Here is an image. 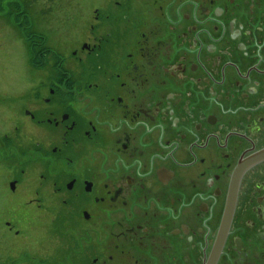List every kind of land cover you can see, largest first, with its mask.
I'll use <instances>...</instances> for the list:
<instances>
[{
	"label": "flooded vegetation",
	"instance_id": "af4514ba",
	"mask_svg": "<svg viewBox=\"0 0 264 264\" xmlns=\"http://www.w3.org/2000/svg\"><path fill=\"white\" fill-rule=\"evenodd\" d=\"M1 14L28 74L0 127L12 245H40L71 193L99 211L36 263L209 264L233 194L215 264H264V159L233 184L264 150V0H0Z\"/></svg>",
	"mask_w": 264,
	"mask_h": 264
},
{
	"label": "rangeland",
	"instance_id": "374dc122",
	"mask_svg": "<svg viewBox=\"0 0 264 264\" xmlns=\"http://www.w3.org/2000/svg\"><path fill=\"white\" fill-rule=\"evenodd\" d=\"M1 15L0 38L3 42H7L5 47V49L7 50H4L5 53L3 54L0 53V127H2L1 134L3 135L9 129V125H7L6 119L4 117L5 107L9 104H12L19 110L22 109V107H24L25 105L24 98L15 96L17 94H20L22 92L21 90L25 89V86H27L28 74L26 70L27 58H25L24 55L20 53L19 49L16 48L13 44L10 28L11 26L9 25V18H12V16H8L7 14L8 17L4 15H2L1 17ZM4 18H7L9 20V23H7V20H5L7 21L5 24L3 20ZM1 44L3 46L5 43L1 42ZM68 150L69 152L67 154L69 156L73 157V153L76 155L74 147H70ZM5 153L8 154L7 152ZM15 157L16 159L14 160V162L17 164L24 165L28 160V156L22 152L21 155L16 153ZM29 157H32V159L35 158V156H31V154H29ZM4 158H6L5 154L1 153L0 160H3ZM74 158L75 161L76 157ZM51 166L52 168L55 167L54 164ZM66 166L68 167L69 165L67 164ZM36 173L37 175L50 174V171L43 169L42 171L37 170ZM3 181L4 178L2 179V181H0V188L2 187ZM22 193L26 195L25 191H23ZM70 196L72 197V194L68 193L66 194V197H64L68 199V203L62 208L64 210L63 213L59 211L58 213H61L60 215L57 214L47 217V220L49 219V221L45 223V229L43 230V234L40 239V245L33 246L31 244H27L24 246L11 244V242L14 241H12L13 238H10L7 228H5L6 226L4 222L5 220L10 218V212L12 211H10V208L11 206L13 207L15 205H8V209H6L2 207L3 203L0 202V264H39L36 263L37 260H52L54 258H58L57 254L62 248L61 243H64L65 240H67L66 237L73 232L74 226L78 225L77 222L81 220V210L86 207L87 210L89 212L91 211L92 214L95 213L96 210L99 211V209L94 208V205L90 202L83 203L81 204V206L77 203H74L75 199L71 198ZM31 258L34 259V262Z\"/></svg>",
	"mask_w": 264,
	"mask_h": 264
},
{
	"label": "water",
	"instance_id": "95a60500",
	"mask_svg": "<svg viewBox=\"0 0 264 264\" xmlns=\"http://www.w3.org/2000/svg\"><path fill=\"white\" fill-rule=\"evenodd\" d=\"M263 159H264V150L256 153L255 155H253L250 158H248L247 160H245L242 163V165L237 169L236 175L234 176L233 184H237V182L239 181L240 176L243 172V169L246 166H248L249 164H251L253 162H257V161H260ZM234 203H235V195L232 194V197H230L228 200L227 210H226V214H225L223 224H222V227L220 230L219 239H218V242L216 243V246L214 248L213 255L210 259L209 264H215L216 258L219 255V252L223 246L224 240H225L226 235L228 233L229 225L231 223Z\"/></svg>",
	"mask_w": 264,
	"mask_h": 264
}]
</instances>
